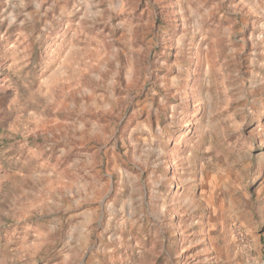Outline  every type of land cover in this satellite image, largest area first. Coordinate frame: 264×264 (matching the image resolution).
Wrapping results in <instances>:
<instances>
[{
    "label": "rangeland",
    "instance_id": "obj_1",
    "mask_svg": "<svg viewBox=\"0 0 264 264\" xmlns=\"http://www.w3.org/2000/svg\"><path fill=\"white\" fill-rule=\"evenodd\" d=\"M0 264H264V0H0Z\"/></svg>",
    "mask_w": 264,
    "mask_h": 264
}]
</instances>
